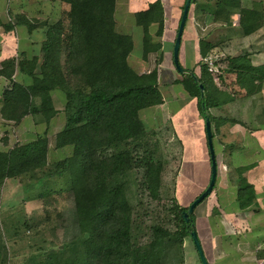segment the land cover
Masks as SVG:
<instances>
[{
    "label": "trees",
    "instance_id": "16d2710c",
    "mask_svg": "<svg viewBox=\"0 0 264 264\" xmlns=\"http://www.w3.org/2000/svg\"><path fill=\"white\" fill-rule=\"evenodd\" d=\"M59 1L67 5L64 19L32 22L16 13L14 22L0 21L5 31L15 24L29 31L43 27L37 53L20 51L18 58L0 63V76L9 82L1 92L2 117L18 124L30 114L48 125L59 112L52 99V92L59 91L64 98V123L53 136V146L70 145L72 149L70 155L49 161L47 130L32 140L0 149V192L7 179L21 183L26 179L43 180L44 184L65 172L72 173L69 223L74 226L73 236L51 248L43 260H38L39 251L32 253L26 264H177L181 262L184 238L189 235V223L182 218L188 205L173 200L163 205L162 215L139 225V213L130 201L131 185L136 184L150 199L160 200L163 162L151 157L141 160L134 149L119 147L147 133L140 111L163 102L158 70L154 67L138 73L128 64L133 41L129 34L115 29V0ZM207 2L203 10L213 22L227 24L230 16L238 13L243 34L254 32L262 24V11L242 7L240 0ZM135 21L142 27V51L146 55L153 45L150 25L156 24L157 35L163 31L160 1L136 12ZM213 47L212 42L200 40V68L198 72L189 68L204 86L202 99L191 75L180 74L174 79L188 96L197 100L202 115L201 102L204 103L210 123L214 119L210 109L223 100L212 74L201 61ZM224 60L236 70L240 84L264 77V66H252L245 54L225 56ZM15 73L16 78H12ZM253 90L247 88V93ZM211 135L213 138L212 131ZM253 199L250 184L237 188L240 208L249 206ZM139 204L142 205L141 200ZM26 224L29 226L28 221ZM143 229L146 236L142 239L139 234ZM0 264H8L1 232Z\"/></svg>",
    "mask_w": 264,
    "mask_h": 264
},
{
    "label": "rangeland",
    "instance_id": "374dc122",
    "mask_svg": "<svg viewBox=\"0 0 264 264\" xmlns=\"http://www.w3.org/2000/svg\"><path fill=\"white\" fill-rule=\"evenodd\" d=\"M206 3H208L207 0H193L190 3L178 50V62L187 70L193 68L198 71L200 68V40L194 29L191 28L190 22L193 11L194 13H201L207 7ZM130 6L131 8L138 7L133 5V0H131ZM66 8V4L57 0H26V11H30L31 18L37 22L44 20L52 22L59 17L64 19ZM193 8L195 9L193 10ZM10 10H16V7L11 5ZM127 18L129 25L122 31L132 35L134 46L131 55L133 58L139 52L141 32L139 26L131 21L132 17H130V14H127ZM9 21L14 22L15 18H10ZM14 26L15 28L10 32L11 37L6 35L5 38L2 35L4 30L0 22V59L8 53V49L9 58H14L15 54H17V58L19 57L16 38L20 37L19 35L23 30L28 31V29L17 24ZM209 28L202 27L199 34L210 36L212 40H216L219 36L216 37L215 30ZM164 32L167 37L166 41L169 43L170 53H172L173 38L176 34L175 28L167 22ZM21 36L22 41H25L27 38L26 33H22ZM31 39L34 40L31 43H35L33 51H37L39 48L38 34L33 33ZM218 40L216 42L221 41V39ZM223 53L224 51L215 47L209 51V54L215 56L216 63L221 66V69L226 65L224 60L225 53ZM162 59L159 68V85L162 89L165 104L161 107L152 106L141 110L140 116L145 123L147 133L137 141H130L127 145L119 146L120 148L128 147L134 149L136 156L141 160L151 157L153 160L159 159L163 162L160 200L150 199L145 191L143 192L137 188L136 184L131 185L130 201L137 213H139V225L142 226L149 223L156 215H162L163 205L170 204L173 200L182 205H188L206 188L210 179L208 168L209 150L205 136L203 115L198 105L193 101L195 98L189 99L190 96L185 92L183 93L185 97L180 98L178 91L181 90V86L178 84L170 86V75L173 73L180 75L171 55L167 57L163 55ZM201 61L203 62V57ZM212 77L214 76L212 75ZM215 77L213 82H220L221 78L216 75ZM165 83H168V85L166 86ZM222 85V82L219 83L220 87ZM53 95H55V107L61 110L64 102L62 93L54 91ZM217 110L219 108L213 109V111ZM63 116L60 111L51 120L49 130L51 134L55 129H60L61 126L58 128V123L63 121ZM215 124L216 120L212 119L211 131L213 133L215 132ZM2 128L0 130V149H7L15 142L23 140V137L19 140L20 136L13 131L11 126H3ZM183 136L184 139H182ZM2 138H6V141L2 140ZM212 145L215 153L217 144L213 139ZM57 152L59 154L55 155L50 151L48 159L50 161L61 159L63 151L58 150ZM71 177L72 173L70 171L50 178L44 184L43 180L33 181L31 179H26L23 183L19 182L18 179H7L4 182L0 192V232L2 241L8 251V264H26V258L38 251L41 253H39L38 260H43L44 255L51 248H55L58 243L62 245L73 236L74 226L71 222V224L69 223L71 217L69 199ZM214 186L211 192L193 209V220L191 221L194 224L208 264H217L215 258ZM140 200L142 202L141 206L139 204ZM27 221L29 226L26 224ZM145 236L146 231L143 229L139 237L143 239ZM180 257L181 262L179 261L177 264H202L190 235L184 238ZM166 264H176V262L170 261Z\"/></svg>",
    "mask_w": 264,
    "mask_h": 264
},
{
    "label": "crops",
    "instance_id": "0c3cea01",
    "mask_svg": "<svg viewBox=\"0 0 264 264\" xmlns=\"http://www.w3.org/2000/svg\"><path fill=\"white\" fill-rule=\"evenodd\" d=\"M153 1L155 0H133V5H137L138 7L131 8V0H115L114 21L115 29L129 34L131 38L132 35L130 33L122 31L129 25L127 14H130V17H132L131 21L139 26L141 32L139 52L133 58L130 52L127 58L128 64L138 73L147 72L156 67L158 70V82L160 84L159 68L163 60L162 56L165 55L167 57L171 55L172 57L164 32L165 24L169 22L171 26H174L175 31L177 30L185 0H159L164 12L163 31L160 35H157L155 34L156 24L152 23L150 25L149 32L153 45L149 47L146 55H143L142 27L136 23L135 13L146 9ZM240 3L242 7L262 11V24L254 32L249 34L242 33L238 22V13H233L230 16L229 23L224 24L211 21L205 11L201 13H194L193 11L190 22L191 28L194 29L199 40L204 39L205 41L212 42L215 48L224 51V57L245 54L252 66L262 67L264 66V0H240ZM11 5L16 7V10H10ZM19 12L21 14L24 13L30 21L37 22L31 18L30 11H26V0H0V21L10 20V18H14L15 14ZM213 26L215 27L213 28ZM202 27L213 28L215 36H219L216 40L221 39V41L216 42L210 36L199 34ZM14 28L15 26L8 31L3 29L2 35L6 38V35L9 36ZM22 33H26L27 40L22 41ZM33 33L38 34V45L40 48L43 27L30 31L23 30L19 35L20 37L16 38L18 52L24 51L29 55L38 52L39 48L37 51H33V46L35 45V43H31L34 41L31 39ZM132 41L134 46L133 38ZM156 45H158V49ZM9 57L10 53L8 49V53L0 59V62ZM221 70L222 72L219 76L221 78L220 82L215 83L221 92L223 100L221 105L210 109V111H213V109L219 108V110L211 112L213 118L216 120L215 132L212 139L217 144L215 151L217 171L214 186L216 263L264 264V77L262 79L246 80L245 85H243L237 80L236 70L230 69L227 62ZM15 74L12 75V78H16ZM249 75L250 73L247 74V76ZM178 77H180L178 74L173 73L170 75L169 84L171 87L177 84L180 85L174 82V79ZM26 81L29 82V79ZM221 82L223 85L220 87L219 83ZM8 83L5 77L0 76V88H2L0 91V130L3 129V126H11L13 131L20 136L19 140L23 137V140L19 142L32 140L39 134L38 132L42 133L44 130H47V135L50 138L47 159L50 151L57 155L59 154L57 151L62 150L61 154L63 157L70 155L72 150L70 145L63 148H55L53 146V136L63 126L64 116L63 121L58 123V128L61 126L60 129H55L52 134L49 132L51 120L61 111L58 108L59 112L50 119L48 125L36 120L30 114L24 116L18 124L6 122L1 115V92ZM247 88L251 90L254 88V90L247 93ZM180 89L178 96L184 98V90L182 87ZM55 95L57 96V94ZM55 95L52 96L53 102ZM190 98L193 99V97ZM193 101L197 105V100L194 99ZM164 104L165 99L163 97V102L155 106L161 107ZM26 119H28L27 122ZM4 139L2 138V140ZM182 139H184V136ZM208 168L210 171V159ZM246 184H250L253 187L254 199L249 206L240 208L236 200L237 188Z\"/></svg>",
    "mask_w": 264,
    "mask_h": 264
},
{
    "label": "water",
    "instance_id": "95a60500",
    "mask_svg": "<svg viewBox=\"0 0 264 264\" xmlns=\"http://www.w3.org/2000/svg\"><path fill=\"white\" fill-rule=\"evenodd\" d=\"M190 2H191V0H185L183 7H182V12H181V16L179 19V23H178V27H177L176 34H175L174 43H173V48H172V59H173V63L175 65L176 69L178 70V72L180 74H189L194 78L195 82L198 83V88L200 91V99H202L203 93H204V86L202 85V83L198 82L197 76L192 71L183 68L178 62L179 44H180V39H181L183 29L185 26L186 18L188 16ZM201 108H202V111L204 114L203 118H204L205 134H206V140H207V145H208V150H209L210 179H209V182H208L206 188L192 202H190L188 204L186 210L183 212L182 218L186 223H190L191 215L193 213V209L195 208V206L211 192V190L214 186V183H215L216 171H217L215 153H214L213 145H212L210 119H209L208 112L205 109L203 102H201ZM189 235L191 236V238L193 240L194 246L196 248V251L199 255V258H200L202 264H208L204 254H203L202 246H201L199 239L197 237V233L195 231L194 225L192 223L190 224Z\"/></svg>",
    "mask_w": 264,
    "mask_h": 264
},
{
    "label": "built area",
    "instance_id": "2783aa9c",
    "mask_svg": "<svg viewBox=\"0 0 264 264\" xmlns=\"http://www.w3.org/2000/svg\"><path fill=\"white\" fill-rule=\"evenodd\" d=\"M16 58V57H15ZM203 63L207 67V70L214 76L215 80V75L220 76L221 73V66H219L218 63H216V58L212 54H207L203 57ZM218 78V77H217Z\"/></svg>",
    "mask_w": 264,
    "mask_h": 264
},
{
    "label": "flooded vegetation",
    "instance_id": "af4514ba",
    "mask_svg": "<svg viewBox=\"0 0 264 264\" xmlns=\"http://www.w3.org/2000/svg\"><path fill=\"white\" fill-rule=\"evenodd\" d=\"M191 222L189 223V226H190Z\"/></svg>",
    "mask_w": 264,
    "mask_h": 264
}]
</instances>
